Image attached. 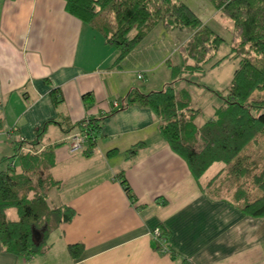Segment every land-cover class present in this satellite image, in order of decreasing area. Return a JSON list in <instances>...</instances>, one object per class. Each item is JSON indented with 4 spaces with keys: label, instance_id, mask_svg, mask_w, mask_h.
Listing matches in <instances>:
<instances>
[{
    "label": "crops",
    "instance_id": "obj_1",
    "mask_svg": "<svg viewBox=\"0 0 264 264\" xmlns=\"http://www.w3.org/2000/svg\"><path fill=\"white\" fill-rule=\"evenodd\" d=\"M177 33L184 35L176 39ZM188 35L158 26L115 65L119 51L68 14L63 0H0V120L12 148L21 146L17 152L28 149L15 145L20 138L30 142L34 129L49 122L38 150L64 144L53 150L49 173L60 186L47 203L75 211L50 234L46 253L20 258L0 243V264H264V219L240 211L223 165L194 181L150 110L118 107L130 91L145 94V84L137 87L145 72L169 68L173 56L181 61L177 50ZM209 97L211 119L219 104ZM85 119L100 120L89 157L85 143L71 151L72 138L82 135L77 129L64 132L52 122L69 128ZM137 143L142 146L128 155ZM12 210L9 219L16 218ZM155 228L170 253L155 249ZM79 243L77 261L67 246Z\"/></svg>",
    "mask_w": 264,
    "mask_h": 264
},
{
    "label": "trees",
    "instance_id": "obj_2",
    "mask_svg": "<svg viewBox=\"0 0 264 264\" xmlns=\"http://www.w3.org/2000/svg\"><path fill=\"white\" fill-rule=\"evenodd\" d=\"M63 1L68 14L88 24L101 34L105 44L119 51L115 65L158 26L189 33L177 50L181 61L168 65L173 80L183 75L204 74L225 58L236 60L225 95L213 91L220 103L212 118L200 126L195 123L199 110L191 107L188 91L175 90L171 84L146 94L130 91L119 100L118 107L137 105L150 110L158 120L160 137L186 163L194 181L211 165H223L240 211L250 218L264 219V0H206L219 17L231 23L229 53L213 60L208 69L205 66L214 59L224 39L180 0ZM181 80L186 82L184 77ZM52 122L64 132L77 129L86 139L84 156L93 153L100 120L94 123L85 119L69 128ZM48 123L34 129L30 142L20 138L15 145L25 144L28 149L16 151L12 156L15 162L0 170V243L5 252L20 258L46 253L50 234L75 215L70 206L51 207L47 203L46 195L60 186L49 173L55 164L53 150L64 144L53 143L38 150L36 146ZM141 146L137 143L127 154H134ZM120 179L126 196L131 198L125 181ZM11 208L16 211L15 219L7 216ZM159 238L166 253H170L161 231ZM153 240L159 251L161 244ZM67 251L78 261L82 245L69 244Z\"/></svg>",
    "mask_w": 264,
    "mask_h": 264
},
{
    "label": "rangeland",
    "instance_id": "obj_3",
    "mask_svg": "<svg viewBox=\"0 0 264 264\" xmlns=\"http://www.w3.org/2000/svg\"><path fill=\"white\" fill-rule=\"evenodd\" d=\"M180 1L186 7H189L202 23L208 28H212L221 39H224V42H222L218 48L216 58L214 57V59L209 61L210 63L205 66V69H208L212 62H214L213 60L223 58V56L229 53L228 44L230 40L229 30L231 28V23L226 18L222 16L219 17L218 13L215 12L206 0ZM183 35L184 34L177 33L174 37L180 39ZM157 57H159V54L156 52L152 57L153 64H155ZM172 58L170 59V63H173L172 65H178L179 63L176 57L173 56ZM165 66L166 65L156 66L153 73L145 72L143 75L144 79L138 81L137 87H140L141 84H145L141 85L145 87H142L143 90L146 89L145 94L163 90L165 87L163 85L168 84H171L175 90L185 88L189 93L191 106L199 110L198 117L196 116L199 120L196 121H199L198 126H200L206 121L205 119H208L211 113V106L209 105L211 101L209 96L216 98V104L220 103V99L217 95L213 94V91H218L221 95H225V88L229 84L228 82L231 79L232 71L236 67V60L232 61L225 58L219 66L217 65L216 67H212V69L206 70L204 74L183 75L175 80L170 78V68H165ZM182 77L186 78V82L181 80ZM7 130H9L7 123L5 120H2L0 124V170L5 169L11 161H14L12 160V156L15 155L17 151L12 148L11 143L8 141L9 132L7 133ZM12 213L14 215V210H12ZM37 237L38 235L35 233V238Z\"/></svg>",
    "mask_w": 264,
    "mask_h": 264
},
{
    "label": "built area",
    "instance_id": "obj_4",
    "mask_svg": "<svg viewBox=\"0 0 264 264\" xmlns=\"http://www.w3.org/2000/svg\"><path fill=\"white\" fill-rule=\"evenodd\" d=\"M72 139L73 140L71 141V151H75V149H78L84 143H86V139L83 135H81L79 137L74 136ZM152 232H153L152 233V239L157 240L161 244V248L159 251L164 254L166 252V248L164 246H162L164 244V242L159 238L160 237V231H158V229L155 228V229H153Z\"/></svg>",
    "mask_w": 264,
    "mask_h": 264
},
{
    "label": "water",
    "instance_id": "obj_5",
    "mask_svg": "<svg viewBox=\"0 0 264 264\" xmlns=\"http://www.w3.org/2000/svg\"><path fill=\"white\" fill-rule=\"evenodd\" d=\"M37 234V233H36ZM38 235V234H37ZM34 239H35V241L38 239V237L37 238H35V234H34Z\"/></svg>",
    "mask_w": 264,
    "mask_h": 264
}]
</instances>
